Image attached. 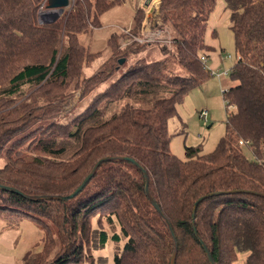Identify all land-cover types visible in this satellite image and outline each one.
<instances>
[{"label":"trees","instance_id":"1","mask_svg":"<svg viewBox=\"0 0 264 264\" xmlns=\"http://www.w3.org/2000/svg\"><path fill=\"white\" fill-rule=\"evenodd\" d=\"M218 1L161 0L156 22L165 39L126 38L124 46L112 34L109 57L86 76L102 52L80 36L132 0H76L48 23L40 21L47 0H0V185L20 192L0 190V221L7 228L30 221L44 233L40 251L22 264H83L91 258L94 219L100 246L109 239L104 221L120 226L113 241L126 238L114 264H171L176 246V264H210L202 242L215 264H234L240 253L248 254L244 264H264V0H222L235 48L223 92L225 135L209 154L186 147L182 160L171 152L169 123L178 105L214 77L206 33ZM145 18L135 7L133 36ZM152 47L159 57L141 55ZM173 60L186 74L172 73ZM108 157L139 166L106 161L73 198H28L72 194ZM220 192L198 205L193 225L195 202Z\"/></svg>","mask_w":264,"mask_h":264},{"label":"rangeland","instance_id":"2","mask_svg":"<svg viewBox=\"0 0 264 264\" xmlns=\"http://www.w3.org/2000/svg\"><path fill=\"white\" fill-rule=\"evenodd\" d=\"M145 2L146 0H132V2H125L123 6H117L102 15L101 28L90 29L87 34L80 36L81 43L88 46L92 52H102L99 61L92 68L85 69L84 75L95 74L100 64L109 57L110 50L107 42L112 34L122 36L119 43L124 46L126 38L130 39L129 43L134 41L138 44L165 39V30L161 29V23L157 24L156 22L161 0H151L146 7L144 6ZM134 6L143 9L146 13L141 31L137 36H133L130 30L135 15ZM42 9L44 12L48 11L46 7ZM69 10L71 8L68 7L65 12ZM55 12L50 16L43 13L40 16V21L42 23L52 22ZM230 26L229 11L223 1L219 0L216 10L210 17L206 33L207 43L215 48V51L210 54L213 58H211L210 63H207V68L215 72L218 70L225 72L228 69V73L221 78L210 77L201 86L192 90L185 97L183 103L178 105L177 116L170 120L171 152L182 160L186 159V147H200L203 154H209L216 149L220 139L225 135L227 108L223 99V92L229 89L231 85V67L235 63L234 39ZM167 30L169 31L168 28ZM141 55L153 59L159 57L160 52L158 48L152 47ZM228 55H231L233 59H226ZM131 61H128V65ZM171 65L172 73L176 75L186 74L175 60L172 61ZM122 71L120 70L117 75ZM105 87L106 85L102 86L101 89ZM77 108L78 110L82 109L83 103H77ZM202 111L208 112L207 121L201 119L200 113ZM245 153L249 158H252L247 149ZM2 164L3 162H0V165ZM92 225L93 231L99 230L98 219H94ZM104 226L109 237L107 243L103 247L99 245L98 232L96 231L90 245L89 254H91V258L83 264H114L115 255L122 254L126 238L121 237V240L117 242L111 239L114 234H121L120 226L117 223L110 224L107 221H104ZM42 234L44 236L43 232ZM247 255V253H240L234 264H244Z\"/></svg>","mask_w":264,"mask_h":264},{"label":"water","instance_id":"3","mask_svg":"<svg viewBox=\"0 0 264 264\" xmlns=\"http://www.w3.org/2000/svg\"><path fill=\"white\" fill-rule=\"evenodd\" d=\"M151 0H146L145 2V7L148 6V4L150 3ZM69 7V0H47V5H46V8L47 10H50V11H56L55 12V16L53 18V21H56L62 14H64L65 10ZM52 21V22H53ZM124 63V60H121L120 61V64H123ZM114 160H117V161H124V160H128L132 163H134L136 166H139L138 163L132 159H129V158H123V157H119V158H111V157H108V158H104V159H101L99 160L92 172L84 179V181L82 182V184L78 187V189L76 191H74L72 194L68 195V196H28V198L30 199H33V200H39V199H57V200H67V199H70V198H73L75 197L76 195H78L85 187L86 185L89 183V181L92 179V177L94 176L95 172L97 171V169L99 168L100 164L103 163V162H106V161H114ZM141 169V171L143 172L144 174V177L146 179V186H145V191H146V195L148 197V199L150 200L151 204L154 206V208L157 210V212L163 216V213L160 209V207L158 206L157 202L154 200V198L152 197V195L150 194V191H149V178H148V174L147 172L139 167ZM0 190H4V191H11V192H15V193H20L18 190L16 189H13L11 187H8V186H3V185H0ZM235 193V192H240V193H250V194H256L258 195L259 193H256V192H252V191H239V190H236V191H232V193ZM230 193V192H229ZM216 194H224V192H220V193H214V194H208V195H204L202 197H200L194 204V209H193V216H192V223L193 225L195 224V215H196V210H197V207L198 205L204 201L205 199H207L208 197L210 196H213V195H216ZM260 195V194H259ZM264 196V194H261ZM167 224H168V227L175 239V236H174V232H173V228L171 226V224L167 221ZM202 245H203V248L206 252V255L208 257V260L210 262V264H215L214 262V259L210 253V251L208 250L207 246L202 242ZM176 257H177V246L174 250V253H173V256H172V262L171 264H176Z\"/></svg>","mask_w":264,"mask_h":264},{"label":"crops","instance_id":"4","mask_svg":"<svg viewBox=\"0 0 264 264\" xmlns=\"http://www.w3.org/2000/svg\"><path fill=\"white\" fill-rule=\"evenodd\" d=\"M207 45L209 44L207 43ZM209 46L213 48L212 45ZM213 51H215V48H213ZM210 54L212 52L208 53L207 62L209 63L213 58ZM42 239L41 230L30 221H24L17 228H7L0 221V264H22V260L27 253L33 250L40 251Z\"/></svg>","mask_w":264,"mask_h":264},{"label":"built area","instance_id":"5","mask_svg":"<svg viewBox=\"0 0 264 264\" xmlns=\"http://www.w3.org/2000/svg\"><path fill=\"white\" fill-rule=\"evenodd\" d=\"M75 1L76 0H69V8H72V6L74 5V3H75ZM47 4V3H46ZM42 8H44V7H42ZM41 8V10H40V16L43 14V13H45L46 15H52V13L54 12V11H50V10H48L47 12L45 11H43V9ZM204 61H206L205 60V58H202ZM226 59H228V60H231V59H233V57L231 56V55H228L227 57H226ZM227 73H228V69H226V71L225 72H223V71H221V70H218L217 72H215V71H213V70H211V74H212V76H217V77H219V78H221V77H224L225 75H227ZM200 117H201V119H203L204 121H207V117H208V112L207 111H202L201 113H200ZM240 144L241 145H246V143H244L243 141H240Z\"/></svg>","mask_w":264,"mask_h":264}]
</instances>
